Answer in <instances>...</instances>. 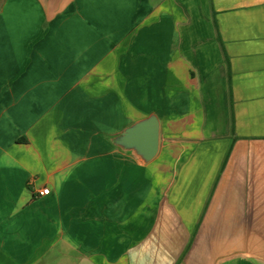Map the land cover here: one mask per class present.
Here are the masks:
<instances>
[{"label":"crops","instance_id":"0c3cea01","mask_svg":"<svg viewBox=\"0 0 264 264\" xmlns=\"http://www.w3.org/2000/svg\"><path fill=\"white\" fill-rule=\"evenodd\" d=\"M0 264H264V0H0Z\"/></svg>","mask_w":264,"mask_h":264},{"label":"water","instance_id":"95a60500","mask_svg":"<svg viewBox=\"0 0 264 264\" xmlns=\"http://www.w3.org/2000/svg\"><path fill=\"white\" fill-rule=\"evenodd\" d=\"M119 146L133 150L143 161L152 160L159 151L160 120L152 114L127 127L118 137Z\"/></svg>","mask_w":264,"mask_h":264},{"label":"built area","instance_id":"2783aa9c","mask_svg":"<svg viewBox=\"0 0 264 264\" xmlns=\"http://www.w3.org/2000/svg\"><path fill=\"white\" fill-rule=\"evenodd\" d=\"M30 185H32V182L30 183ZM48 193H49V189H48L47 187L40 188V189H38V191H37V194H38L39 196H45V195H47Z\"/></svg>","mask_w":264,"mask_h":264}]
</instances>
